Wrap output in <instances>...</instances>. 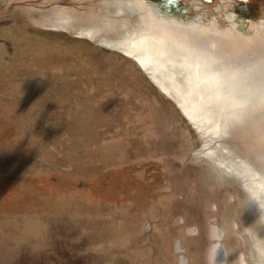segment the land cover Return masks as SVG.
I'll list each match as a JSON object with an SVG mask.
<instances>
[{"label":"rangeland","instance_id":"374dc122","mask_svg":"<svg viewBox=\"0 0 264 264\" xmlns=\"http://www.w3.org/2000/svg\"><path fill=\"white\" fill-rule=\"evenodd\" d=\"M191 20L264 59V0H0V264H208L213 227L264 264V206L113 46ZM261 105L223 139L259 162Z\"/></svg>","mask_w":264,"mask_h":264},{"label":"bare ground","instance_id":"6f19581e","mask_svg":"<svg viewBox=\"0 0 264 264\" xmlns=\"http://www.w3.org/2000/svg\"><path fill=\"white\" fill-rule=\"evenodd\" d=\"M172 24L175 26L152 28L150 36L133 39L129 44L113 46L149 70L152 80L211 139L206 142L213 144L206 155L220 169L239 177L249 193L259 197L258 205L264 206V160L247 159L223 142L233 133L231 122L237 124L240 116L256 113L260 104L264 106V59L225 47L216 31L202 33L196 20ZM260 246L263 252V243ZM225 254L221 247L217 264L226 262Z\"/></svg>","mask_w":264,"mask_h":264},{"label":"clouds","instance_id":"9594fccd","mask_svg":"<svg viewBox=\"0 0 264 264\" xmlns=\"http://www.w3.org/2000/svg\"><path fill=\"white\" fill-rule=\"evenodd\" d=\"M246 2V0H245ZM255 201H259V197H253ZM195 234H198V230ZM210 245L208 249V264H217L218 251L221 249L223 234L219 227H213L209 233Z\"/></svg>","mask_w":264,"mask_h":264},{"label":"flooded vegetation","instance_id":"af4514ba","mask_svg":"<svg viewBox=\"0 0 264 264\" xmlns=\"http://www.w3.org/2000/svg\"><path fill=\"white\" fill-rule=\"evenodd\" d=\"M212 1V0H211ZM232 19V17H230ZM223 236H224V233H223Z\"/></svg>","mask_w":264,"mask_h":264},{"label":"water","instance_id":"95a60500","mask_svg":"<svg viewBox=\"0 0 264 264\" xmlns=\"http://www.w3.org/2000/svg\"><path fill=\"white\" fill-rule=\"evenodd\" d=\"M208 1V0H207Z\"/></svg>","mask_w":264,"mask_h":264}]
</instances>
